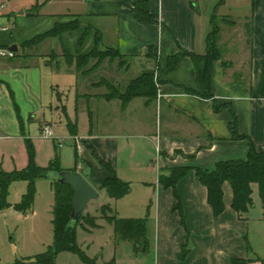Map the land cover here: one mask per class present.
<instances>
[{"label": "crops", "instance_id": "obj_1", "mask_svg": "<svg viewBox=\"0 0 264 264\" xmlns=\"http://www.w3.org/2000/svg\"><path fill=\"white\" fill-rule=\"evenodd\" d=\"M78 1L76 13L65 15L90 19L100 31V48H114L120 56L106 59L91 73L101 74L98 81H80L81 76L88 75L78 74L74 64L50 62L51 59L42 54L19 53V44L0 42L5 48L18 47L12 57L17 61L0 66V168L13 171L5 169L7 155L3 149L7 147L19 152L22 169L28 165L27 143L33 144V139L38 138L31 134L29 123L36 119L38 112L42 111L41 136L44 124L52 128L64 124L74 136L75 144L76 138L81 137V122L89 116V137L82 138L87 152L83 151L75 168L98 192L109 173L94 151L110 159L116 174L124 181L122 168L130 173L139 171L132 155H127V162L121 161L123 167L119 159L120 137L131 136L128 131L135 129L138 134L148 136L154 147L156 159L144 163L141 169L147 175L155 172L158 195L165 198L161 199L164 213L175 210L178 201L172 189L160 184L159 177L170 174L174 167L186 166L190 169L178 183L181 206L183 202L195 209L192 215L206 212L210 221L217 223H224L230 216L238 217L231 206L233 190L229 182L223 186L225 211L219 217L214 216L207 201V188L200 182L196 168L212 171L221 160L247 158L249 139H235L230 130L234 115L238 132L249 136L256 148L264 151V0H252L249 6L244 5V15H236L243 3L233 2L222 18L218 15L219 6L228 5L225 0L219 2L212 14L201 12L196 0H148V11L154 19L151 23H142L134 17L132 11L137 0ZM213 19L219 27L217 45L221 57L212 64L214 98H204L187 91L199 90L192 59L184 57L169 71L168 58L182 51L205 54ZM146 71H155L158 87L155 99L139 96L123 106L121 99L105 97L109 93L105 90L107 82L124 91L133 79ZM133 73L137 75L130 77ZM215 100L224 105L219 112L215 110ZM83 103L85 108L80 113L79 104L83 106ZM150 111H155L156 116V122L151 124L144 116ZM46 113L50 119L46 118ZM59 138L64 139L55 136V143L59 144ZM140 180L146 185L150 182L146 177ZM208 226L211 228L203 231H216L217 227ZM201 227L204 228L203 221L197 219L189 232L198 234ZM170 228L171 225L167 226L166 232L169 233ZM187 228H183L185 233L174 243L159 244V264H236L237 261L264 264L263 253L249 257L248 244L184 243V239H191L192 235L187 236ZM183 248H187L188 253L183 254Z\"/></svg>", "mask_w": 264, "mask_h": 264}, {"label": "rangeland", "instance_id": "obj_2", "mask_svg": "<svg viewBox=\"0 0 264 264\" xmlns=\"http://www.w3.org/2000/svg\"><path fill=\"white\" fill-rule=\"evenodd\" d=\"M220 1L196 0V3L201 12L212 14L219 6ZM225 1L228 5L219 6V18L223 17L222 14L229 10L228 6L229 4L232 5L233 2L243 3L242 8L236 11V15H244V11H246L244 5L246 7L252 3V0ZM78 2V0H0V42L19 44V53L42 54L49 57L50 62L52 60L67 62L68 56L74 57L78 54L89 53L95 47L97 35V29L93 22L87 18L65 15L76 13L75 7L78 6ZM69 20L81 22L79 29L66 32L61 37L46 39L32 47H23L26 40L48 30L56 22ZM4 26H7L9 30L3 31L1 28ZM0 48L5 47L0 45ZM15 60L9 56L0 55V66ZM19 60L24 59L22 57ZM95 61L96 59H92L87 67L92 66ZM73 64L75 67V62ZM54 65L56 66V63ZM134 75L137 74L133 73L130 77H135ZM100 77V73H94L87 77L81 76V80H79L95 82ZM46 79L47 76L44 77V88H46ZM105 88L106 91H109L107 87ZM113 89L115 92L121 91L116 86ZM92 90L100 91L98 88ZM82 105L79 104L80 113L85 108L84 103ZM41 113L42 111L38 112L36 119L29 123L31 134L38 137L33 139L35 163L47 167L55 161L54 167L74 169L77 164V155L78 161H80L82 155L87 152V146L82 138L89 137V116H86V121H82L80 126L79 135L81 137L78 139L83 148L81 151L76 147L74 136L64 124L53 127L54 136H63L62 145L55 143L53 138H43L39 127V119H42ZM46 115V118L50 119L48 113ZM132 115L134 116L133 112ZM144 116L150 124L156 122L155 111H150ZM128 132L131 136L120 137L119 139L120 162H127V155H132L136 167H140L136 173L126 172L127 170L123 168L120 170L122 177L130 184V192L122 198L114 199L108 195L106 189H99L98 197L90 201L79 222L72 223V226H75L77 250L59 252L54 264H159L157 255L159 244L174 243L185 233L183 228L188 227L187 236L192 234L189 229L197 219L203 221L204 228L201 227L198 234H192L191 239L186 240L184 237V243L248 244L249 257H254L257 253L264 254V208L260 201L257 186H254L253 205L249 211L241 217L238 214V217H227L224 223H217L215 220L210 221L211 219L207 217L206 212L199 214L196 212L197 214L192 215L195 209L183 205V202L181 208H176L166 214L163 211L165 198L158 195L155 172H152V175H147L141 169L144 163L156 159L154 147L147 139L148 136L138 134L135 129ZM7 148L3 149L7 155L5 157V169H22V165L19 164V152L12 151L10 148L6 152ZM11 155H14V158ZM56 174V170H50L46 177L36 179L33 203L25 211L18 210L17 205L22 202L24 194L28 193L29 182L16 180L11 183L7 195L8 206L0 209V264H13L17 260L34 264L30 261L48 251L53 245L55 240L53 211L56 204L53 180L57 178ZM141 177L148 178L149 184L146 185L141 182ZM160 202L161 207L159 206ZM113 216L116 218L146 219L149 240L147 251L137 249L132 241L124 240L116 233L114 221H110V217ZM169 225H171V231L168 233L166 227ZM208 225L212 227L216 225V231L213 233L203 231L207 227L211 228ZM184 249L187 248L182 249L183 254Z\"/></svg>", "mask_w": 264, "mask_h": 264}, {"label": "trees", "instance_id": "obj_3", "mask_svg": "<svg viewBox=\"0 0 264 264\" xmlns=\"http://www.w3.org/2000/svg\"><path fill=\"white\" fill-rule=\"evenodd\" d=\"M222 2V0H221ZM148 0H137L133 8L134 17L142 23L154 22V19L148 11ZM78 17V16H75ZM81 22L78 20L56 22L48 30L36 34L26 40L24 48L38 45L49 38L61 37L66 32H73L79 29ZM95 47L87 54H78L74 57L68 56L67 63L75 62V70L78 74L90 75L106 59H115L120 56V52L114 48L101 49V34L96 30ZM219 27L213 19V27L207 36V49L203 55L182 51L171 55L168 58V70L176 68L184 57H190L197 71L199 90L187 89L188 92L198 94L204 98H214L211 93V72L214 61L220 59L221 53L217 45ZM23 48V50H24ZM17 52H15V55ZM92 59H96L92 66L87 67ZM109 93L105 95L107 99L117 97L122 100L123 106H126L133 98L145 96L149 100L155 99L158 94V87L155 79V71H146L137 78L133 79L124 91L115 92L112 84H108ZM216 112H219L224 105L214 102ZM230 123V130L235 139L248 138L250 149L246 159H228L221 160L216 164L214 170H204L196 168L197 176L200 182L207 188V201L213 210L215 217H219L225 211L224 189L226 182L231 184L233 190L232 208L241 217L247 213L253 205L254 186H257L260 201L264 208V151L256 148L254 142L245 134H240L237 129V117ZM29 162L28 165L20 170L6 171L0 168V209L8 206L7 195L12 182L16 180H27L29 182V191L24 194L23 200L17 205L18 210L25 211L31 207L34 199V183L36 179L46 177L50 170H56L57 173L65 171L60 167H54L55 161L50 166H39L34 161L33 144L27 143ZM95 157L109 173L105 178L102 188L106 189L111 198L119 199L130 192V184L122 180L115 171L113 163L105 156H101L94 151ZM78 160V156H77ZM190 168L186 166L174 167L170 174H161L159 182L165 188L173 191L174 197L178 201L177 208H181V197L178 190L179 181L187 174ZM73 171H77L76 168ZM53 186L56 191V204L54 206L53 229L55 240L48 251L42 255L36 256L30 262L34 264H54V260L59 252L76 251V233L75 226H72V198L73 188L68 184H63L58 179L53 180ZM82 215L75 222L78 223ZM115 224L116 233L124 240L132 241L137 249L147 251L149 240L147 237L146 219L143 218H116L110 217ZM246 261H243L245 263ZM13 264H27V261L17 260ZM236 264H240L239 261Z\"/></svg>", "mask_w": 264, "mask_h": 264}, {"label": "water", "instance_id": "obj_4", "mask_svg": "<svg viewBox=\"0 0 264 264\" xmlns=\"http://www.w3.org/2000/svg\"><path fill=\"white\" fill-rule=\"evenodd\" d=\"M8 49L16 52L18 47L13 45ZM57 179L60 183L70 185L74 190L71 219L72 222H76L90 201L98 197V190L78 171L65 170L59 172ZM186 253H188V249H184V254Z\"/></svg>", "mask_w": 264, "mask_h": 264}, {"label": "built area", "instance_id": "obj_5", "mask_svg": "<svg viewBox=\"0 0 264 264\" xmlns=\"http://www.w3.org/2000/svg\"><path fill=\"white\" fill-rule=\"evenodd\" d=\"M3 31H8L9 28L7 26H4L1 28ZM0 55L1 56H9V57H14L15 56V52L9 50L8 48H0ZM42 136L44 138H54V131L53 128L50 124L46 123L44 124L43 128H42ZM59 144L62 145L63 144V139L59 138ZM76 144H77V148L79 150H82V147L80 146V141L78 138H76Z\"/></svg>", "mask_w": 264, "mask_h": 264}]
</instances>
